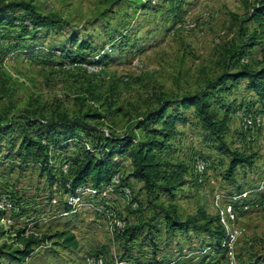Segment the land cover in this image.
I'll return each mask as SVG.
<instances>
[{
  "label": "rangeland",
  "instance_id": "obj_1",
  "mask_svg": "<svg viewBox=\"0 0 264 264\" xmlns=\"http://www.w3.org/2000/svg\"><path fill=\"white\" fill-rule=\"evenodd\" d=\"M15 2L65 22L31 29L27 11L0 14V264H264V99L245 80L213 97L217 117L227 116L220 141L193 108L177 107L184 121L157 156L180 181L170 188L159 179L152 193L133 176L130 149L113 155L117 170L97 193L89 183L65 193L64 158H81L87 145L72 139L26 154L17 124L96 112L102 117L89 122L99 133L143 140L139 122L160 100L204 90L227 67L261 66L264 14L253 16L256 0H0ZM250 37L254 44L242 51ZM85 134L92 147L96 132ZM234 154L245 161L231 174ZM45 158L61 181L49 182ZM229 206L233 218L223 223ZM172 208L185 230L166 228L164 210ZM19 228L45 239L14 261L7 254L21 248ZM61 231L73 233L74 248L55 237Z\"/></svg>",
  "mask_w": 264,
  "mask_h": 264
},
{
  "label": "trees",
  "instance_id": "obj_2",
  "mask_svg": "<svg viewBox=\"0 0 264 264\" xmlns=\"http://www.w3.org/2000/svg\"><path fill=\"white\" fill-rule=\"evenodd\" d=\"M256 2L260 6L254 9L253 16L258 18L264 14V0H256ZM14 8L28 12L30 18L28 23L31 25V29L42 24L65 22L62 18L55 15H44L39 13L32 4L26 2H15L10 4L0 3V14L5 10ZM24 22L21 21V23ZM24 26L28 27L26 24H24ZM253 38L255 37L248 38V42L242 45V51L245 46L254 44V42H250ZM237 51L238 50H235L236 53ZM242 51L240 50L239 52L240 56L244 55ZM241 80H245L248 87L263 100L264 60L259 68H251L244 65L237 70H229L227 67L215 78L210 80L204 90L170 100H160L156 107L144 113L142 121L139 122V127L144 128V139L135 144L132 143V136L128 134L99 133L98 128L94 126V124L91 125L89 121H94L102 116L96 112H87L82 115L73 116L59 114L44 124H40L39 119L28 118L27 116L24 117V119H26L24 122H17L24 133L19 150L26 154L34 150L37 152H46L49 145L63 146L68 143V140L72 139H78L79 142L85 143L87 147L85 148L83 146L84 152L82 157L74 160L66 156L64 161L67 163L68 169L66 172L62 170L59 173V175L63 177L68 174V176H66L67 179L62 178L63 182L61 183L64 192L70 195H73L77 189L87 183H89L97 193L102 186L109 183L112 175L117 170L118 164L113 160V155L122 153L127 149L131 151L133 176L144 183L149 193L153 192L159 179L168 185L166 187L170 186V188H172L180 181L181 174L179 170L170 171V173L166 172V170H162L161 168L163 166L168 167V164L161 162L158 159L157 153L167 148L169 140L177 133L175 123L184 121V118L181 117L177 111V107L183 109L193 108L197 119L204 129L219 140L226 130L227 116L224 114L220 119L217 117V110H215L217 101L213 100V97L216 95V92H225L230 85ZM225 106L226 104H223L221 108ZM171 108L172 111L169 112ZM1 123L2 121L0 120V124ZM28 127H37V130L40 131V133L43 132V134L38 138H34L30 136ZM90 129L96 132L92 147L89 146V142H87L88 138L85 136V131H89ZM219 144L221 148L223 147V149H225L224 143L220 142ZM244 161L245 158L243 156L234 154L229 167V173L232 174L236 166ZM43 163L44 164L41 165V170L49 179V182L52 184L61 181L58 179L56 180V173H52L50 168H47V166L45 167L47 164L46 158ZM61 183L59 182V184ZM9 197L12 199L11 194H9ZM21 204L22 201L19 200L18 205ZM63 205L66 211L72 209L71 205L67 202H64ZM1 214L2 211H0V215ZM164 219L165 226L169 231H174L176 229L183 231L187 227L186 222L178 220L174 208L170 211L164 210ZM217 228L219 230L214 231V237L216 240H221L223 237L221 232L222 226L219 225ZM55 237L67 248H74L76 246L74 235L69 231L57 232L55 233ZM14 239L18 245H21V248H16L7 255L12 257V260L17 261L24 260L28 257L32 251L31 247L40 243V241L45 239V236L42 238H37L32 234L25 236L24 229L19 228L15 232Z\"/></svg>",
  "mask_w": 264,
  "mask_h": 264
},
{
  "label": "built area",
  "instance_id": "obj_3",
  "mask_svg": "<svg viewBox=\"0 0 264 264\" xmlns=\"http://www.w3.org/2000/svg\"><path fill=\"white\" fill-rule=\"evenodd\" d=\"M243 60H244V61H247L245 58H243ZM196 165H197L198 171H199V172H203V170H204V168H205V166H204V162L201 161V160H197ZM0 207L4 209V206H3V205H1ZM223 215H224V216H221V221H222L223 223H224V218H225L226 216H230V218H233V215H232V212H231V206L228 207V210H227L225 213H223ZM227 220H229V218H227ZM8 222H10L9 219H8ZM98 262L101 264V263H102V260L99 259ZM88 264H95V262H94V258H90V259L88 260Z\"/></svg>",
  "mask_w": 264,
  "mask_h": 264
}]
</instances>
